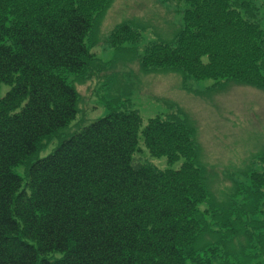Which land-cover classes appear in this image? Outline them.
<instances>
[{
	"label": "trees",
	"instance_id": "obj_1",
	"mask_svg": "<svg viewBox=\"0 0 264 264\" xmlns=\"http://www.w3.org/2000/svg\"><path fill=\"white\" fill-rule=\"evenodd\" d=\"M183 1V27L171 42L152 44L144 63L264 86V29L255 7L248 0ZM108 3L0 0V85H10L0 98V264H186L216 228L262 242L264 220L257 226L254 216L264 205V173L242 193L253 201L249 212L237 206L208 220L193 129L176 116L143 126L136 111L110 112L36 160L26 182L14 171L75 119L78 93L65 72L87 65V35ZM121 31L132 34L128 25ZM140 138L152 155L186 161L177 169L136 167ZM209 255L197 264H213L214 251Z\"/></svg>",
	"mask_w": 264,
	"mask_h": 264
},
{
	"label": "rangeland",
	"instance_id": "obj_2",
	"mask_svg": "<svg viewBox=\"0 0 264 264\" xmlns=\"http://www.w3.org/2000/svg\"><path fill=\"white\" fill-rule=\"evenodd\" d=\"M248 1L264 29V0ZM186 8L183 0H109L107 7L96 13L87 35L91 58L81 72H65L78 93L77 115L66 127L43 138L35 154L13 167L25 182L31 165L50 155L77 129L110 112L133 110L142 117L143 126L157 116H176L193 129L195 163L204 173L209 192V199L200 208L206 209L208 220L237 206L249 212L253 201L247 198V204L242 193L252 186L255 174L264 173V86L233 79H196L174 66L144 63L152 44L171 42L176 37L183 27ZM124 25L132 28L127 37L121 33ZM9 89L8 83H1L0 98ZM184 161L185 157L171 162L166 155H152L140 138L132 163L164 170L177 169ZM256 210L258 226L257 221L264 220V205H257ZM220 231L216 228L215 234L203 237V244L197 245L186 264H197L213 251V264H264V231L262 242H250L246 234L230 236L226 228ZM248 231L255 233L254 240L259 238L258 231L251 227ZM206 242L212 248L203 252L201 247Z\"/></svg>",
	"mask_w": 264,
	"mask_h": 264
}]
</instances>
